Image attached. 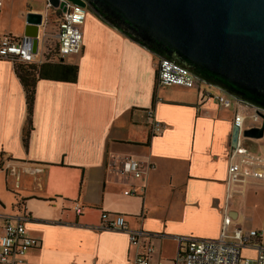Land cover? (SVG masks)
Listing matches in <instances>:
<instances>
[{"label": "crops", "instance_id": "0c3cea01", "mask_svg": "<svg viewBox=\"0 0 264 264\" xmlns=\"http://www.w3.org/2000/svg\"><path fill=\"white\" fill-rule=\"evenodd\" d=\"M31 12L45 16L43 53L63 15L46 0H0V39H23ZM80 29V53L48 63L77 66L76 81L36 84L27 148L25 91L14 62L0 59V240L8 219L26 215L27 234L39 241L26 264H134L150 244V264H173L185 248L180 238L221 234L235 109L219 105L222 91L159 86L160 59L90 10ZM251 124L246 117L244 127ZM247 144L264 153V137ZM127 158L140 162L141 179L118 172ZM229 209L235 225L263 231L264 185H250ZM103 213L148 236L130 243L127 232L103 225Z\"/></svg>", "mask_w": 264, "mask_h": 264}, {"label": "water", "instance_id": "95a60500", "mask_svg": "<svg viewBox=\"0 0 264 264\" xmlns=\"http://www.w3.org/2000/svg\"><path fill=\"white\" fill-rule=\"evenodd\" d=\"M67 12L87 8L159 59L199 82L260 110L262 125L244 143L264 137V0H46ZM44 14L28 13L24 42L37 54ZM239 130L234 134V145Z\"/></svg>", "mask_w": 264, "mask_h": 264}, {"label": "built area", "instance_id": "2783aa9c", "mask_svg": "<svg viewBox=\"0 0 264 264\" xmlns=\"http://www.w3.org/2000/svg\"><path fill=\"white\" fill-rule=\"evenodd\" d=\"M51 7V6H50ZM87 8L75 4L68 5L67 12L63 13L56 39L59 42V57L63 60L69 55L79 54L82 48L83 35L80 29ZM41 41V39H40ZM43 55L40 50L32 53L31 47L23 39H14L4 36L0 39V59L19 61L23 63H41ZM198 80L188 71L160 59L158 65L159 86H179L194 88ZM221 107L235 109L234 127L239 130L238 141L229 152L228 176L226 180L227 191L223 209V227L219 238L200 239L193 237L180 238L185 248L174 259L173 264H264V235L257 230L245 231L243 227L234 224L229 207L236 195L244 197L252 184L264 185V153L253 152L244 143L243 132L246 117L252 119L249 128L262 125L260 110L245 104L226 93L216 96ZM153 112L149 116L153 117ZM154 130L161 132V123L154 121ZM118 172L124 177L141 179L144 175L138 160L127 158L119 162ZM250 167V170L245 169ZM12 175L17 174L14 166H9ZM126 195H133L126 191ZM80 211L81 207H75ZM23 217L10 218L6 221L4 232L0 240V264H26L28 251L36 248L39 241L28 236ZM103 225L108 229L125 231L129 235L130 243L139 245L148 236L143 230L129 231L123 215L110 218L109 213L102 214ZM249 251L251 257L244 256L243 251ZM154 247L150 244L145 247V253L139 254L134 264H150L149 255L153 254Z\"/></svg>", "mask_w": 264, "mask_h": 264}, {"label": "trees", "instance_id": "16d2710c", "mask_svg": "<svg viewBox=\"0 0 264 264\" xmlns=\"http://www.w3.org/2000/svg\"><path fill=\"white\" fill-rule=\"evenodd\" d=\"M63 15L61 16V20ZM57 40V39H56ZM56 48H54V43ZM42 62L37 61L33 63H23L19 61H13L15 64V70L20 82L24 88L26 95L27 104V122L23 133V143L27 148L28 141L30 137V132L32 130V117L35 104V88L38 80L47 78H56L61 80H66L70 82H75L78 75L77 66H66L62 64L51 65L48 63H57L62 59L59 57V42L54 41L52 38L44 39V51L42 55ZM61 69V76L54 77L52 69ZM201 82H198V84Z\"/></svg>", "mask_w": 264, "mask_h": 264}, {"label": "rangeland", "instance_id": "374dc122", "mask_svg": "<svg viewBox=\"0 0 264 264\" xmlns=\"http://www.w3.org/2000/svg\"><path fill=\"white\" fill-rule=\"evenodd\" d=\"M54 43V48H56V46H55V42H53ZM57 43V42H56ZM197 87H201V88H203V89H212L213 91H218L219 93L221 92L220 90H217L216 88H214V87H212V86H209V85H207V84H203V83H199V84H197L196 85ZM222 93V92H221ZM258 232H260V233H262L263 231H261V229L260 230H257ZM264 233V232H263ZM243 254H244V256L246 255V257H251V254L252 253H250L249 251H243Z\"/></svg>", "mask_w": 264, "mask_h": 264}]
</instances>
